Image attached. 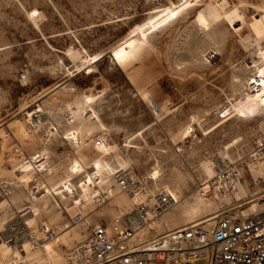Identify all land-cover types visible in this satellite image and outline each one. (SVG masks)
Returning <instances> with one entry per match:
<instances>
[{"label":"rangeland","instance_id":"obj_1","mask_svg":"<svg viewBox=\"0 0 264 264\" xmlns=\"http://www.w3.org/2000/svg\"><path fill=\"white\" fill-rule=\"evenodd\" d=\"M218 1L0 0V228L34 203L32 227L57 231L49 250L44 242L24 259L35 252L33 264H64L59 242L71 246L95 224L113 226L121 211L159 189L177 203L155 222L154 234L186 224L176 215L185 199L199 196L205 160L243 167L245 184L233 200L244 214L262 202L264 154L253 162L248 154L264 132V107L241 116L235 104L255 97L249 77L264 67V0H227L221 17L204 27L201 11ZM36 112L44 116L33 128ZM17 146L29 161L15 157ZM37 155L43 173L32 165ZM76 163L82 171L98 163L113 197L95 199L98 180L86 185L84 173L72 170ZM126 167L144 190L132 199L113 178ZM38 174L47 193L33 199L27 179ZM64 179L72 193H53ZM206 199L216 202L213 214L229 202ZM8 254L0 244V264Z\"/></svg>","mask_w":264,"mask_h":264},{"label":"built area","instance_id":"obj_2","mask_svg":"<svg viewBox=\"0 0 264 264\" xmlns=\"http://www.w3.org/2000/svg\"><path fill=\"white\" fill-rule=\"evenodd\" d=\"M211 59H215L214 54ZM43 116L36 112L33 118L39 121ZM256 149L259 156L264 154V132L257 137ZM13 152L20 161L31 158L21 146L14 147ZM65 171L61 169L62 173ZM44 174H38V178ZM115 182L127 197L134 198L144 191L132 168L116 172ZM244 184V169L239 162L218 163L212 177L198 180L196 191L202 197L229 200L224 208L212 220L206 218L154 234L152 224L160 222L177 203L169 191L159 189L134 201L131 209L121 211L113 226L95 224L86 237L71 246L59 242L64 247L66 264H196L200 260L207 264H264V198L258 209L244 214L242 202L233 200ZM30 191L37 194L39 187L31 185ZM27 211L20 213L21 219L11 220L0 230V239L16 242L20 250L27 242L35 250L54 239L57 231L44 225L33 228L26 221Z\"/></svg>","mask_w":264,"mask_h":264},{"label":"bare ground","instance_id":"obj_3","mask_svg":"<svg viewBox=\"0 0 264 264\" xmlns=\"http://www.w3.org/2000/svg\"><path fill=\"white\" fill-rule=\"evenodd\" d=\"M227 4H228L227 0H219L218 4H214V3L211 2L201 11V13L205 16V18H206V20L208 22V25L214 23L215 21H217L221 17V12L220 11L224 10ZM34 11L37 12L36 10H34ZM33 17L37 18L38 15H37V17H35V16H33ZM198 21L200 22V17H198ZM216 54H218L217 51H216ZM254 62L256 63V61H254ZM261 68H264V67H261ZM261 68L257 66V73H259V70ZM259 79L260 78H259L258 75L249 77V84L253 85L254 91L256 92L255 93V97L250 96V97H248V98H246L244 100L242 99L241 101L236 103L235 107L237 108L239 113L243 111V112H246V113H250L248 115H251L255 111L259 110L261 107H264V104H262L260 102L261 99H264V97H259L260 91L264 92V85H261L259 83ZM230 112H231V108H227V109L224 110V115H227ZM30 123H32V124L34 123L33 127L34 128H38L40 123H41V121L40 120L39 121H35L34 118H32ZM52 128H55V130L57 129L56 126H52ZM52 128H51V130H52ZM76 133H77V129L73 128V129H71V132L69 134L72 135V136H75ZM101 143L102 142H100V144H99V142L97 143V144H99L98 145L99 148L102 151L106 152L108 150V147L106 145H101ZM248 155L251 156L250 159L252 160V162L256 161L257 158H261L258 153H255V151H253L252 153H250ZM38 157H39V155L32 157V159H31L32 165H33L34 169H36L37 171L43 173V171L46 170V165L44 164V162L42 160H40L41 158L38 159ZM225 157H228V156H225ZM228 158H230V157H228ZM230 160H233V159L230 158ZM97 165H98V163H95L94 166H92L91 168H86V170L82 171L81 168L79 167V165L76 163V164L73 165L72 170L76 174L84 173L85 178H86L85 179V184L86 185H90L91 181H93V180H98V182L96 183L98 186L95 189L94 195H93L95 199L101 198L103 194L106 195L107 197H113L112 188L109 187L110 183H107L108 181L104 177L103 170L101 169L100 166L97 167ZM200 165H201L200 169L202 170L204 176L210 178V177H212L214 175V173L216 171V167H217V165L214 162L211 163L210 161H206L205 160V161H202L200 163ZM159 166L160 165L157 162L156 164L153 165V167L150 170L151 171V177L153 179H157L160 176V171L161 170H160ZM128 168H130V167H126L124 169L116 170V172H119L121 170H126ZM116 172H114V174H113L114 181H115ZM27 180H28V184L37 185L39 187V192L41 191V192H43V194L47 193V192L44 193L45 190H43L44 187L42 186L43 182H42L41 179L33 177L32 179H27ZM115 184H116V182H115ZM31 185H30V188H31ZM51 190L53 191V193H56V194H59V193L62 194L64 191H68V192L72 193V182L69 179H64L59 184V186L57 188H54V189H51ZM31 194H32L31 197H33V199L37 198L36 194L34 192H31ZM128 198L132 199L131 197H128ZM263 198H264V196L262 198H260V200H262ZM260 205H261V203L258 202L257 204H255L254 208L251 211H253L255 209H258L260 207ZM180 207H181L182 211L179 212L178 215H176L178 217L177 221H181L182 222L184 220H188V222L186 223V224H188V223H191V222H195L196 220L198 221V219L202 218V217H204V218L199 219V220H203V219H206V218H208L207 220H212L214 218V216H213L214 212H212V210L214 208H216V202L215 201H210L209 202V201H207L206 197H202L200 195L198 197H196L195 195H193L190 198L185 199L180 204ZM27 209H28V211H27L28 215H27L26 219H28V221H27L28 224L31 225L30 222L32 221V219L36 215L37 208H36L34 203H31L29 206H25L23 209L18 210V212L21 213V212H23L24 210H27ZM210 214H211V216H209ZM22 215L23 214L19 215V217L22 216ZM172 217L173 216H171V218ZM11 220H14V219L11 218L10 220H7L2 225L0 230H2ZM158 224H160V223H158ZM186 224H183V225H181L179 227H182V226H184ZM152 225L154 227H156L155 226V222ZM179 227H176V228H179ZM161 230L162 231L164 230V232H166V231L172 230V229H167L166 227H164V229L161 228ZM159 233H162V232H159ZM7 239L8 238L0 239L1 240L0 244L4 247V249L5 248L9 249V254H8V256H6V261L8 262V264H33L34 260L38 259L35 256V254H36L35 252L32 253V255L30 257H27V258L24 259L23 256L27 252L30 253L31 250H33L31 248L30 244H28L27 242H25V244H24V249L20 250L19 247L15 246L16 242L11 244L10 242L7 241ZM61 239H64V237H62ZM45 243L47 244V245L45 244L46 246L44 247V249L46 251L50 249V245L51 244H55L53 242L48 243V241H45ZM43 245H44V243H43ZM43 245H42V247H43ZM63 248L64 247H62V250H63ZM64 258H65V255H64ZM31 261H32V263H31ZM64 264H66V259L64 261Z\"/></svg>","mask_w":264,"mask_h":264},{"label":"snow or ice","instance_id":"obj_4","mask_svg":"<svg viewBox=\"0 0 264 264\" xmlns=\"http://www.w3.org/2000/svg\"><path fill=\"white\" fill-rule=\"evenodd\" d=\"M189 5H185V7H188ZM38 13L37 12H35V11H33L32 12V16H36ZM177 13L176 12H172L171 13V15L172 16H175ZM200 22H201V24L204 26V27H208V22H207V20H205L204 19V17H203V15H201V17H200ZM119 56H120V53H117V58H119ZM258 76H259V83L261 84V85H264V68H261L260 70H259V73H258ZM259 97H264V92H261V93H259ZM251 99V98H250ZM262 104H264V99H261V101H260ZM241 116H244V115H248V114H250V113H246V112H240L239 113ZM30 167V166H29ZM97 167H99V164L97 165ZM155 175V174H154Z\"/></svg>","mask_w":264,"mask_h":264}]
</instances>
